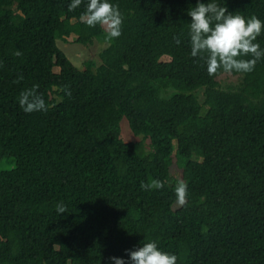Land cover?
<instances>
[{"label":"trees","instance_id":"1","mask_svg":"<svg viewBox=\"0 0 264 264\" xmlns=\"http://www.w3.org/2000/svg\"><path fill=\"white\" fill-rule=\"evenodd\" d=\"M69 2L0 0V163L14 159L0 167V264H107L150 241L177 264H264V58L209 76L191 56L197 0H110L123 16L111 41ZM216 2L264 21V0ZM72 35L106 44L99 65L71 63L56 41ZM34 86L47 111L27 114ZM153 180L164 187L141 189Z\"/></svg>","mask_w":264,"mask_h":264},{"label":"clouds","instance_id":"2","mask_svg":"<svg viewBox=\"0 0 264 264\" xmlns=\"http://www.w3.org/2000/svg\"><path fill=\"white\" fill-rule=\"evenodd\" d=\"M82 4L84 11L81 20L88 27L101 26L105 29L106 39L109 41L120 37L123 16L118 6L110 0H70L68 10L74 11ZM187 15L191 18L188 23L191 56L204 57L209 76L218 71L248 73L253 71L258 60L264 58V49L257 42V38L264 32V21L258 17L246 19L229 12L216 0H197ZM177 43L180 41L177 40ZM18 104L27 114L47 111L46 102L36 86L23 91ZM163 187L164 184L159 180H153L151 184H141L143 190H158ZM174 194L178 203L183 205L187 197V184L178 182ZM58 210L61 213L65 211L62 206H59ZM125 255L126 258L111 256L107 264H177L176 255L161 250L156 241L126 249Z\"/></svg>","mask_w":264,"mask_h":264},{"label":"rangeland","instance_id":"3","mask_svg":"<svg viewBox=\"0 0 264 264\" xmlns=\"http://www.w3.org/2000/svg\"><path fill=\"white\" fill-rule=\"evenodd\" d=\"M76 36L72 35L66 39L65 42H62V40H57V46L59 49L66 55V57L71 61L73 65L80 68L82 67L83 63L85 61H91L93 60L96 65H99V53L106 47L105 43H93L92 45H79L75 42ZM81 69V68H80ZM56 72L57 69H54ZM219 82L221 86L225 85H238V80L235 77L229 76V75H222L219 78ZM199 99H201V95H199ZM121 134L124 140L126 141H134L136 143L141 142V149L144 152H148L150 150L149 141L147 139H144L142 137H134L129 129L128 125L125 121L121 123ZM7 161L3 160L0 163V167L3 170L11 169L14 167V159H6ZM174 161V160H173ZM181 175V170L175 163L173 162V165L171 166V176L174 180L179 181ZM181 204L178 203V201L173 205V209H176L180 207Z\"/></svg>","mask_w":264,"mask_h":264}]
</instances>
